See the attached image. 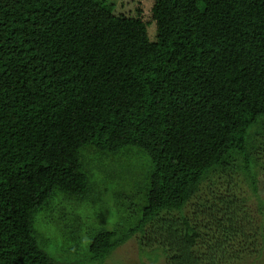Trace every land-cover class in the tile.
Here are the masks:
<instances>
[{
    "label": "trees",
    "instance_id": "trees-1",
    "mask_svg": "<svg viewBox=\"0 0 264 264\" xmlns=\"http://www.w3.org/2000/svg\"><path fill=\"white\" fill-rule=\"evenodd\" d=\"M153 18L157 42L100 0H0V264H54L34 217L61 198L105 210L86 148L150 165L138 187L110 174L130 213L92 261L137 234L148 264L262 257L264 0H155Z\"/></svg>",
    "mask_w": 264,
    "mask_h": 264
},
{
    "label": "rangeland",
    "instance_id": "rangeland-1",
    "mask_svg": "<svg viewBox=\"0 0 264 264\" xmlns=\"http://www.w3.org/2000/svg\"><path fill=\"white\" fill-rule=\"evenodd\" d=\"M100 1L104 2L108 10H113L115 13H124L127 16H135L143 20L149 40L151 42L158 41V25L153 18L155 0ZM92 19L95 20L96 16H93ZM85 152L89 155L91 161L89 164L92 173L90 175L91 182L99 183L102 187L100 185L98 187L104 191L103 195L107 194L105 198L102 196V201L104 199V203L108 207H105L107 211L103 209V203L100 209L95 210L91 204L79 205L78 202L61 198V201L58 200L51 206V209L48 211L41 210L34 217V229L41 248L53 258L54 264H148L152 262L151 258H147L142 254L143 249L140 246L138 234L135 235L138 237L134 236L118 247L104 262L92 261L89 247L95 236L101 229H112L122 221L121 213H116V210H123L122 213L125 218L130 213L126 205L122 207L123 203H129V199H131L129 198L130 192H125L121 197H117V200H115V193L123 188H116L114 195L110 191L109 194L107 193L108 191L105 188L107 185L113 187L119 183L113 180L112 177L116 176L113 171L117 169L118 174H122V179L124 177L129 178V180H126L129 187V182H133L131 187L134 183L135 187H138L146 180L150 165L141 156L138 148H127L121 152H125V154H119L115 156L116 158H113L108 152H99L94 148H86ZM111 173L113 174L112 177L110 176ZM127 173L129 175H126ZM259 186L260 191L264 193V177H261ZM240 187H242V191L247 194L250 193L246 185ZM127 191L129 190L127 189ZM206 191L203 190V193ZM108 195L112 197L109 196L108 198ZM262 197H264V194ZM198 206L195 204L192 209L197 210ZM143 256L147 258L148 262L143 261ZM158 264H164V262L160 261ZM257 264H264V253Z\"/></svg>",
    "mask_w": 264,
    "mask_h": 264
}]
</instances>
